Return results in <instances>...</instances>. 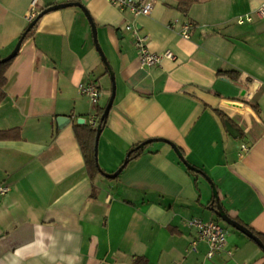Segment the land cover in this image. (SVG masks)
<instances>
[{
  "label": "crops",
  "instance_id": "crops-1",
  "mask_svg": "<svg viewBox=\"0 0 264 264\" xmlns=\"http://www.w3.org/2000/svg\"><path fill=\"white\" fill-rule=\"evenodd\" d=\"M135 1H153L151 12L134 17L109 0H35L38 13L82 6L96 43L81 8L65 7L38 20L7 68L0 264H264L263 249L215 214L218 201L264 237V22L236 23L262 0H201L187 13L167 0ZM32 2L0 0V60L30 24ZM127 25L150 53L174 59L141 67ZM84 83L99 88L97 105L80 93ZM112 88L92 171L78 137L96 129ZM148 140L156 141L140 149ZM192 218L225 230L222 252L208 259L203 241L190 249Z\"/></svg>",
  "mask_w": 264,
  "mask_h": 264
},
{
  "label": "built area",
  "instance_id": "built-area-1",
  "mask_svg": "<svg viewBox=\"0 0 264 264\" xmlns=\"http://www.w3.org/2000/svg\"><path fill=\"white\" fill-rule=\"evenodd\" d=\"M109 3L120 11H129L134 17L140 14H149L153 7V1L137 2L135 0H109ZM33 0L31 9L27 14V20L31 22L38 12ZM255 21L264 22V0L260 6L253 12L240 15L236 18L237 25L251 24ZM190 25L185 24L181 31V36L185 39L189 38ZM125 29L131 33L133 45L136 50L137 59L141 67H152L158 65L162 60H173L172 52L166 50L162 53H150L146 47V38L138 35L133 25L125 26ZM80 93L85 96L92 105H97L100 98V90L93 83H84L79 85ZM97 122L93 121L91 125L96 128ZM248 151L245 144L240 146L241 156ZM8 187L0 188V195L8 192ZM187 226L194 229L197 233V240L191 243L190 249L195 250L197 241H203L208 246L207 258L211 259L224 250L227 235L225 230L216 222H204L198 218H192L187 221Z\"/></svg>",
  "mask_w": 264,
  "mask_h": 264
},
{
  "label": "trees",
  "instance_id": "trees-1",
  "mask_svg": "<svg viewBox=\"0 0 264 264\" xmlns=\"http://www.w3.org/2000/svg\"><path fill=\"white\" fill-rule=\"evenodd\" d=\"M201 0H167V4H169L171 7H173L175 10L179 11V12H183V13H187L189 11V9L199 3ZM43 11L39 12L36 17L31 21H35V24L33 25V27L27 32V33H31L32 30L34 29V27L36 26L38 20L42 17H40V14ZM30 22V24H31ZM29 26V25H28ZM28 28V27H27ZM26 28V30H27ZM25 30V32H26ZM26 33V34H27ZM26 36V35H25ZM25 38V37H24ZM12 59L6 62H1L0 61V102L3 100L4 96H5V92H4V87L6 84V78H5V73L7 71V68L9 67L10 63H11ZM104 112V108H101L98 110L96 118H97V127H102V125L105 122V119L101 120V116ZM95 118V119H96ZM96 129H89L87 130L89 137L88 138H84V137H78L79 140V144H80V148L82 151V154L84 156L85 159V163L87 165L88 168H90L92 171H96L99 170V167L97 165V161H96V156H95V151H94V139L96 136ZM1 136V133H0ZM140 149L138 148H134L133 150H131L125 160V163H123V165L121 166V169L134 157H136L139 154ZM212 205V204H211ZM257 237H259V239L263 242L264 244V237L260 234L254 233ZM135 264H140L138 261L135 262Z\"/></svg>",
  "mask_w": 264,
  "mask_h": 264
},
{
  "label": "water",
  "instance_id": "water-1",
  "mask_svg": "<svg viewBox=\"0 0 264 264\" xmlns=\"http://www.w3.org/2000/svg\"><path fill=\"white\" fill-rule=\"evenodd\" d=\"M69 6H78L81 8V10L84 12L87 20L89 21L90 25H91V28H92V33H93V38H94V42L96 43V39H95V26L90 18V16L88 15V13L83 9L82 6H80L79 4L77 3H67V4H59V5H55V6H50L48 8H46L45 10H43V12L40 14V17L43 16L44 14L48 13V12H51V11H55V10H59V9H62V8H65V7H69ZM36 20L31 22V24H29L26 32L23 34V36L19 39L18 43L16 44L14 50L8 55L6 56L5 58L1 59L0 61L1 62H6V61H9L11 59H13L17 53H18V50L20 48V45L22 43V40L25 36V34L33 27V25L35 24ZM97 46V45H96ZM98 48V46H97ZM99 49V48H98ZM111 80H113V77L111 75ZM113 82V81H112ZM114 88V86H113ZM112 88V93H111V96H110V99L107 103V105L105 106L104 108V112L101 116V120L105 119L110 111V108H111V105H112V102H113V99H114V89ZM99 134H100V127H97V130H96V138H95V147H94V151H95V156H96V142H97V139L99 137ZM152 141H156V140H148L147 142L143 143V144H140L139 148H143L144 145H146L147 143H150ZM175 152L177 153L178 157L180 158V160L185 164V166L187 168H189V166L183 161V157L181 156L180 152L174 148ZM120 170H118L114 175H107V177H115L118 173H119ZM216 210H215V214L218 216V218H220L223 222H225L227 225L231 226L232 228L240 231L241 233L245 234L246 236H248L249 238H251L258 246H260L263 251H264V245L263 243L259 240V238L257 236H255L252 232H250L247 228H245L244 226H242L241 224L237 223L236 221L232 220L231 218H229L221 209V206L219 205L218 201H216Z\"/></svg>",
  "mask_w": 264,
  "mask_h": 264
},
{
  "label": "rangeland",
  "instance_id": "rangeland-1",
  "mask_svg": "<svg viewBox=\"0 0 264 264\" xmlns=\"http://www.w3.org/2000/svg\"><path fill=\"white\" fill-rule=\"evenodd\" d=\"M219 223H220V225H221L222 227H224V228H228V226H227L224 222H222V221L219 220Z\"/></svg>",
  "mask_w": 264,
  "mask_h": 264
}]
</instances>
